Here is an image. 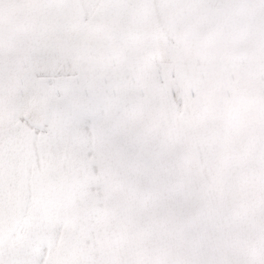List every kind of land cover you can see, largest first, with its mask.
Returning <instances> with one entry per match:
<instances>
[{
    "label": "snow or ice",
    "instance_id": "snow-or-ice-1",
    "mask_svg": "<svg viewBox=\"0 0 264 264\" xmlns=\"http://www.w3.org/2000/svg\"><path fill=\"white\" fill-rule=\"evenodd\" d=\"M0 264H264V0H0Z\"/></svg>",
    "mask_w": 264,
    "mask_h": 264
}]
</instances>
